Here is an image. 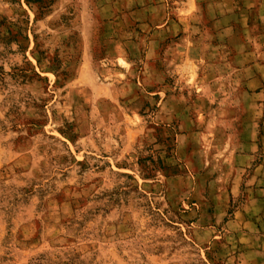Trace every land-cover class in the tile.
<instances>
[{"label":"rangeland","instance_id":"1","mask_svg":"<svg viewBox=\"0 0 264 264\" xmlns=\"http://www.w3.org/2000/svg\"><path fill=\"white\" fill-rule=\"evenodd\" d=\"M131 13L122 0H0V264H264V224L256 235L226 217L211 233L190 209L206 155L219 170L247 151L264 91L220 107L240 77L216 33L192 17L153 37ZM232 31L264 52V7Z\"/></svg>","mask_w":264,"mask_h":264},{"label":"crops","instance_id":"2","mask_svg":"<svg viewBox=\"0 0 264 264\" xmlns=\"http://www.w3.org/2000/svg\"><path fill=\"white\" fill-rule=\"evenodd\" d=\"M165 1L122 0V17L132 11L141 30L151 25L154 29L153 37L159 34L158 29L162 27L164 33L176 34L180 22L183 27H190L192 17L203 22L204 27L212 29L216 36L208 43L224 44L228 49L225 60L230 69L235 70L234 76L240 77V87L238 85L234 89L236 94L220 107L232 108L238 104L239 96L245 100L250 96H259L264 91V52L250 49L248 37L236 38L232 31L236 27H247L248 13L257 6L262 11L264 0H182L178 4L180 15L177 17L170 16L168 0L167 3ZM223 32L225 38L221 36ZM155 43L159 44L155 38L149 42L152 51L150 56L147 55V58L154 61L151 64L154 71L159 69V58L153 53ZM260 119L254 117L250 121L261 123L255 133L247 139L242 134L246 141L241 146L247 151L230 152V163L219 170L211 169V162L206 155L204 165L196 172L192 185V196L196 201L191 202L193 206L190 209L196 214L194 224L202 229L213 233L215 225L227 217L225 225L229 229L242 228L241 223L245 222L252 225L256 235L261 234L259 228L264 224V118ZM257 156L256 164L249 163V160L253 161ZM238 198V206L228 213L230 201ZM253 251L259 254L258 250Z\"/></svg>","mask_w":264,"mask_h":264}]
</instances>
